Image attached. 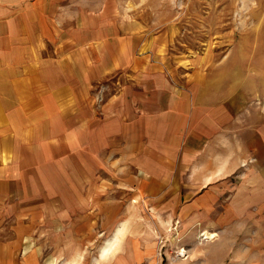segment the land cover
I'll use <instances>...</instances> for the list:
<instances>
[{"label": "crops", "instance_id": "1", "mask_svg": "<svg viewBox=\"0 0 264 264\" xmlns=\"http://www.w3.org/2000/svg\"><path fill=\"white\" fill-rule=\"evenodd\" d=\"M108 1L97 7L89 5L93 0H0V227H17L0 232V264L37 260L29 243L43 239L31 232L37 226L32 210L45 200L34 201L33 194L57 193L53 184L72 179V187L81 183L82 188L74 193L90 195L96 172L111 169H106L109 158L126 163L133 157L130 164L138 168L144 155L149 162L156 154L181 155L184 162L191 155H209V164L199 169L216 177L253 161L248 165L252 187L229 203L227 215L262 224L256 235L262 244L248 251L242 264H264L263 104L250 106L235 85L224 88L222 77L193 73L194 80L177 81L161 55L169 54L165 33L154 35L129 21ZM102 83L111 91L103 116L95 109ZM137 229L120 224L90 263L208 264L200 256L204 244L185 260L164 263L166 255L153 240L144 248L143 235L130 234ZM93 238L88 233L86 240ZM22 250L28 257L21 262ZM82 254L73 251L68 264H81ZM232 254L240 264L238 244Z\"/></svg>", "mask_w": 264, "mask_h": 264}, {"label": "rangeland", "instance_id": "2", "mask_svg": "<svg viewBox=\"0 0 264 264\" xmlns=\"http://www.w3.org/2000/svg\"><path fill=\"white\" fill-rule=\"evenodd\" d=\"M100 2L93 0L89 5L98 7ZM109 4L120 8L129 21L137 22L154 35L165 33L169 54L161 55L177 81L194 80L193 73L213 76L218 81L222 77L225 89L233 84L248 96L250 106H264V6L259 7L263 3L258 0H111L106 2ZM231 68L235 70L233 75ZM104 86L100 84L95 97V109L100 114L111 92ZM156 156L148 162L150 156L144 155V163L138 168L130 164V160L135 162L133 157L126 163L109 158L108 165L105 164L106 169L109 165L111 169L101 167L96 172L95 191L90 195L74 193L82 188L81 183L72 187V179L53 184L50 188L55 190L58 186L57 193L42 192V197L33 194L37 197L34 201L45 200L40 203L42 208L32 210L37 226L31 232L41 234L39 238L43 239L29 243L31 252L37 253L32 254L37 256L34 264H68L75 250L83 253L81 264H91L92 253L102 249L120 224L137 226V231L130 234L141 233L143 238L139 242L144 248L147 239L153 240L166 255L164 263L185 260L201 244L207 249L199 255L208 264L236 263L232 254L236 244L240 264L247 261L244 255L262 244L256 238L262 224L255 225L246 216L229 219L227 214L231 212L229 203L241 195L243 188L252 187L248 165L253 161L242 163L239 172L216 177L214 172L207 176L199 169L200 165L209 164V155H191L188 162L181 155L175 159ZM189 165L193 169H188ZM82 181L87 189L88 182L85 178ZM39 183L43 184L41 180ZM32 188L35 189L34 182ZM217 203L222 207L216 208ZM108 222L110 226L105 228ZM113 223L118 224L115 229ZM14 225L0 227V232L9 234L17 228ZM88 233L94 237L90 241L86 240ZM207 233L214 239L206 238ZM105 234L107 239L102 238ZM57 253L61 257L57 258ZM25 256L28 257L22 250L18 259L22 262Z\"/></svg>", "mask_w": 264, "mask_h": 264}, {"label": "bare ground", "instance_id": "3", "mask_svg": "<svg viewBox=\"0 0 264 264\" xmlns=\"http://www.w3.org/2000/svg\"><path fill=\"white\" fill-rule=\"evenodd\" d=\"M208 235H206L207 237L206 238H208L209 240H212V239H214V236H212V234L211 233H207Z\"/></svg>", "mask_w": 264, "mask_h": 264}]
</instances>
